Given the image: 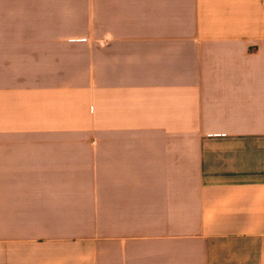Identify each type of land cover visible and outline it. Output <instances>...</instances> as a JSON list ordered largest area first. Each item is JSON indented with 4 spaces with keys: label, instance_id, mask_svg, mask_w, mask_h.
Instances as JSON below:
<instances>
[{
    "label": "crops",
    "instance_id": "0c3cea01",
    "mask_svg": "<svg viewBox=\"0 0 264 264\" xmlns=\"http://www.w3.org/2000/svg\"><path fill=\"white\" fill-rule=\"evenodd\" d=\"M0 264H264V0H0Z\"/></svg>",
    "mask_w": 264,
    "mask_h": 264
}]
</instances>
